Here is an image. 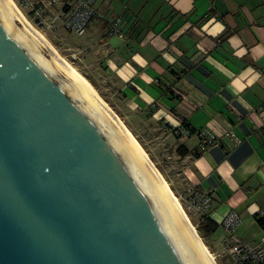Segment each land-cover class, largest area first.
I'll use <instances>...</instances> for the list:
<instances>
[{
	"label": "water",
	"instance_id": "obj_1",
	"mask_svg": "<svg viewBox=\"0 0 264 264\" xmlns=\"http://www.w3.org/2000/svg\"><path fill=\"white\" fill-rule=\"evenodd\" d=\"M0 264H215L91 89L0 0Z\"/></svg>",
	"mask_w": 264,
	"mask_h": 264
},
{
	"label": "crops",
	"instance_id": "obj_2",
	"mask_svg": "<svg viewBox=\"0 0 264 264\" xmlns=\"http://www.w3.org/2000/svg\"><path fill=\"white\" fill-rule=\"evenodd\" d=\"M95 7L81 50L99 59L126 105L192 142L184 145L189 186L182 193L207 192L213 200L206 216L223 227L234 211V234L260 243L264 0H98ZM112 26L118 32L108 34Z\"/></svg>",
	"mask_w": 264,
	"mask_h": 264
},
{
	"label": "rangeland",
	"instance_id": "obj_3",
	"mask_svg": "<svg viewBox=\"0 0 264 264\" xmlns=\"http://www.w3.org/2000/svg\"><path fill=\"white\" fill-rule=\"evenodd\" d=\"M27 17V11L21 10ZM52 18L58 15L56 8L52 10ZM28 18V17H27ZM33 24V23H32ZM34 25V24H33ZM35 26V25H34ZM55 47L58 53L63 56L72 67L80 72L89 83L96 89L99 96L112 108V110L124 122L138 142L144 148L150 160L156 166V169L163 175V178L169 183L172 191L180 201L182 207L190 218L197 233V223L201 218V213L193 208H189L188 200L193 195V190L188 194L183 189L188 187V180L184 175V157H181L177 149L181 145L192 146V142L187 140L179 131L170 127L168 122L156 120L154 117H144L137 113V110L131 109L126 105L123 96L113 90L109 85L106 74L103 73L99 64V59L90 51L81 50L88 39L87 35H76L66 31L60 20H55L54 27L51 29L35 26ZM189 189V188H188ZM226 234L223 227L219 226L208 240V237L202 238L203 242L213 254L217 264H226V251L222 246V240ZM209 241L215 245L211 248ZM217 252V253H215Z\"/></svg>",
	"mask_w": 264,
	"mask_h": 264
},
{
	"label": "built area",
	"instance_id": "obj_4",
	"mask_svg": "<svg viewBox=\"0 0 264 264\" xmlns=\"http://www.w3.org/2000/svg\"><path fill=\"white\" fill-rule=\"evenodd\" d=\"M21 9L27 11V19L35 26L51 29L55 20H60L63 28L69 33L84 35L91 21L98 11L95 4L98 0H13ZM53 8L58 15L52 18ZM32 24V25H33ZM108 34L117 33L118 29L112 26L107 29ZM206 140V139H204ZM212 139L201 143V149H205ZM193 195L188 200L189 208H193L204 214L212 205V196L204 191L193 190ZM191 193L190 190L187 191ZM240 217L230 211L221 222L227 235L222 240V246L226 251V264H264V237L257 245L243 242L234 234L235 227L239 224Z\"/></svg>",
	"mask_w": 264,
	"mask_h": 264
},
{
	"label": "bare ground",
	"instance_id": "obj_5",
	"mask_svg": "<svg viewBox=\"0 0 264 264\" xmlns=\"http://www.w3.org/2000/svg\"><path fill=\"white\" fill-rule=\"evenodd\" d=\"M13 2V4L15 5V7L18 9V11L20 12V14L22 15L23 18H25L29 23L30 21L27 19V17L23 14V12L21 11V9L16 5V3L11 0ZM31 24V23H30ZM32 25V24H31ZM37 31L38 33L47 41V43L51 46V48L55 51V53L59 56L60 61H64L69 68L82 80L85 82V84L91 89V91L94 93V95L97 97V99L102 103V105L110 112V114L116 119V121L120 124V126L128 133V135L131 137V139L135 142V144L138 146V148L141 150V152L144 154V156L146 157V159L148 160L149 164L151 165V167L153 168V170L155 171L156 175L158 176V178L160 179V181L162 182V184L164 185V187L166 188L167 192L169 193L170 197L172 198V200L175 202V204L177 205V207L179 208V210L181 211L182 215L184 216V218L186 219V221L188 222L189 226L191 227V229L193 230V232L195 233V235L197 236V238L199 239L200 243L202 244V246L204 247V249L207 251V253L209 254V256L211 257V259L213 260V262L215 264H217V262L215 261L216 259H214L213 254L209 251L208 247L205 245V243L203 242V240L200 238L199 234L197 233L194 225L191 223L189 216L187 215L186 211L184 210V208L182 207L180 201L178 200V198L176 197V195L174 194V192L172 191L169 183L163 178V175L159 172V170L156 169V166L153 164V162L150 160V158L148 157L147 153L145 152L144 148L141 146V144L138 142V140L136 139V137L132 134V132L128 129V127L124 124V122L119 118V116L112 110V108L110 106H108V104L99 96V94L97 93L96 89L89 83L88 79H86L80 72H78L74 67H72L70 65V63L63 57L61 56L58 51L55 49V47L50 43V41L34 26L32 25Z\"/></svg>",
	"mask_w": 264,
	"mask_h": 264
},
{
	"label": "trees",
	"instance_id": "obj_6",
	"mask_svg": "<svg viewBox=\"0 0 264 264\" xmlns=\"http://www.w3.org/2000/svg\"><path fill=\"white\" fill-rule=\"evenodd\" d=\"M182 125L187 128V124L185 123V121H182ZM177 152L179 153L181 157H185L189 155V151L184 145H181L177 149ZM194 156H198V153L194 154ZM259 223L264 227V219H260ZM218 227L219 225L215 221H213L211 218L206 216V214L204 215L201 214V218L197 223V229L203 238L205 237L209 238L216 231Z\"/></svg>",
	"mask_w": 264,
	"mask_h": 264
}]
</instances>
